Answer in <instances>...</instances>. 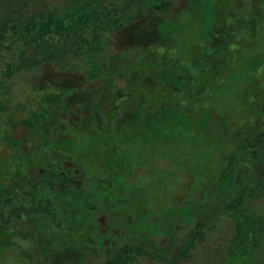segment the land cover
Wrapping results in <instances>:
<instances>
[{"label": "rangeland", "instance_id": "obj_1", "mask_svg": "<svg viewBox=\"0 0 264 264\" xmlns=\"http://www.w3.org/2000/svg\"><path fill=\"white\" fill-rule=\"evenodd\" d=\"M167 12L152 11L121 33L123 49L149 45L154 61L122 65L107 78L71 57L0 77V191H9L0 209L45 199L27 179L41 181L52 165L91 194H51L55 220L4 215L0 264H94L121 238L111 231L131 202L141 212L172 206L180 241L168 253L135 247L123 254L129 264H223L238 224L264 223V0H172ZM242 147L247 153L235 157ZM238 162L254 202L247 218L222 202ZM198 191L195 211L173 206ZM196 227L206 235L191 238ZM253 257L264 264V245Z\"/></svg>", "mask_w": 264, "mask_h": 264}, {"label": "trees", "instance_id": "obj_2", "mask_svg": "<svg viewBox=\"0 0 264 264\" xmlns=\"http://www.w3.org/2000/svg\"><path fill=\"white\" fill-rule=\"evenodd\" d=\"M171 2L172 0H0V77L8 79L21 72L71 57L89 63L93 70H99L107 78L119 72L122 65L135 66L144 59L154 61L148 54L149 45L133 44L128 49H123L121 33L126 28L142 22L152 11L162 12L168 16L167 10ZM115 50L117 52L114 53ZM163 59L164 57L159 61ZM164 63L169 64L166 59ZM136 75L139 73L134 75V79ZM245 153L247 151L242 147L235 157H243ZM241 166L242 164L238 162L236 177L232 182L234 188L230 190L228 198L222 202H230L228 207L239 210L241 214L239 217L247 218L243 212L254 202L247 195L249 186L243 178ZM74 180L63 175L60 166L46 167L41 181L35 179V182H32L27 179L32 190L45 189L47 192L45 199L29 206L10 203V208L0 209V219L7 221V216H4L6 214L34 213L55 220L56 211L51 194L67 195L80 201L91 195L86 186L77 184ZM207 189L208 195L217 194L211 188ZM3 192L8 194L9 191L3 187L0 197L4 195ZM139 192L141 193V189L135 190L133 195ZM193 196L195 199H191L184 206L178 202L173 206L180 210L190 206L195 211L196 206L201 204L196 202L201 198V194L198 191ZM218 198L222 200L223 196L219 195ZM88 203V200L83 201L81 206L88 207ZM168 208L164 207L160 213L141 212L138 210V205L131 202L126 212L122 213L126 219L119 228L111 231L115 235L120 234L121 238L111 240L108 248L105 247L102 253L97 255L94 264H129L123 254L128 256L134 252L135 247L137 251L144 249L157 253L170 252L180 241V237L174 233V230L179 228L180 214L176 211L170 212ZM75 213V208L70 210L67 224L69 232L73 229ZM200 217L201 222H199L203 226L207 225L204 214ZM249 219H245V222L242 221L243 223L235 228L234 239L237 243L231 244L230 255L223 264L254 263L253 254L259 252L264 245V223L262 220L258 224L255 220L248 223ZM56 223L60 225V222ZM158 225H162L161 228H157ZM206 229L213 232L214 227ZM196 234L204 236L206 232L196 227L191 238ZM191 247L192 245L189 244L188 250Z\"/></svg>", "mask_w": 264, "mask_h": 264}]
</instances>
